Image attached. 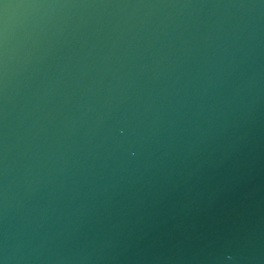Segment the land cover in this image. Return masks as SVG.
Returning <instances> with one entry per match:
<instances>
[{
  "label": "water",
  "instance_id": "1",
  "mask_svg": "<svg viewBox=\"0 0 264 264\" xmlns=\"http://www.w3.org/2000/svg\"><path fill=\"white\" fill-rule=\"evenodd\" d=\"M0 264H264V0H0Z\"/></svg>",
  "mask_w": 264,
  "mask_h": 264
}]
</instances>
